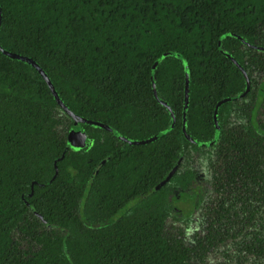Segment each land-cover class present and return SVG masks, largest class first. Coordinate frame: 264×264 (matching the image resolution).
<instances>
[{
  "label": "trees",
  "instance_id": "16d2710c",
  "mask_svg": "<svg viewBox=\"0 0 264 264\" xmlns=\"http://www.w3.org/2000/svg\"><path fill=\"white\" fill-rule=\"evenodd\" d=\"M0 10V264H191L165 228L177 196L196 208L207 196L193 156L264 189V0H0ZM7 51L39 64L87 121ZM16 231L38 247H21Z\"/></svg>",
  "mask_w": 264,
  "mask_h": 264
},
{
  "label": "rangeland",
  "instance_id": "374dc122",
  "mask_svg": "<svg viewBox=\"0 0 264 264\" xmlns=\"http://www.w3.org/2000/svg\"><path fill=\"white\" fill-rule=\"evenodd\" d=\"M260 81V74H256ZM264 100V94H260ZM59 132L71 134V126L62 112ZM258 118L264 123V101ZM75 133L71 141H80ZM207 176V196L196 208L194 199L181 194L174 199L178 219L169 218L165 233L191 249V264H264V189L251 181L230 180L226 165L212 155L193 156ZM213 175H218L213 178ZM21 247H38L29 236L16 231Z\"/></svg>",
  "mask_w": 264,
  "mask_h": 264
},
{
  "label": "water",
  "instance_id": "95a60500",
  "mask_svg": "<svg viewBox=\"0 0 264 264\" xmlns=\"http://www.w3.org/2000/svg\"><path fill=\"white\" fill-rule=\"evenodd\" d=\"M0 22H1V10H0ZM7 53H8L9 55L13 56V57L21 58V59H23V60H28L33 66H35V67L39 70V72L41 73V75L46 79L48 85L50 86V88H51V90H52V92H53V94L56 96V98L58 99V102H59L60 105L63 107V109H64V110H65L70 116H72V117L74 118L75 121H78V122H86V121H87L86 118L81 117V116L75 114L71 109H69V108L64 104V102L59 98V96H58V94H57V92H56V90H55V88H54V86H53V83L51 82L49 76L45 73V71L43 70V68H42L39 64H37L32 58H28L27 56L20 55V54H16V53L9 52V51H7ZM170 54H171V53H170ZM174 54H176V53H174ZM165 56H166V55L163 54L160 58H158L157 61L155 62V65H156V64H157L162 58H164ZM230 57L233 58L231 55H230ZM235 62H236V61H235ZM236 63H237V62H236ZM185 66H186V74H187V81H188V77H189V69H188V65H187V63H185ZM238 66L243 70L242 66H241L239 63H238ZM244 74H245V76H246V78H247V85H248L247 90H249V88H250V86H251V80H250V78L248 77L246 71H244ZM153 86H154V88H155V82H153ZM154 93H155V96H157V91H156V89H154ZM188 98H189V87L186 86V99H185V102H186V103H187V101H188ZM235 98H236V96H232V97H229V98H227V99H223V100L219 101L218 104H221V103H223V102H226L227 100H233V99H235ZM167 105H168V104H167ZM104 126H105L106 128H108L107 125H104ZM216 129H217V131H216V138H215V139L218 138L219 133H220V127H219V124H218L217 120H216ZM155 137H158V135H156ZM79 138H80V142H81V143H84V142H85V135H84V134H81V135L79 136ZM152 139H154V137H152Z\"/></svg>",
  "mask_w": 264,
  "mask_h": 264
}]
</instances>
